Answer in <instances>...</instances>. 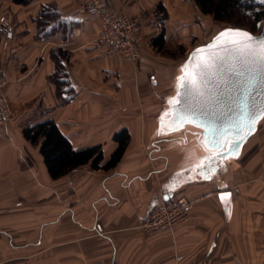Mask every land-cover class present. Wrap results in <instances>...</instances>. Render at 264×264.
I'll return each mask as SVG.
<instances>
[{
    "label": "crops",
    "instance_id": "0c3cea01",
    "mask_svg": "<svg viewBox=\"0 0 264 264\" xmlns=\"http://www.w3.org/2000/svg\"><path fill=\"white\" fill-rule=\"evenodd\" d=\"M104 1L142 19L138 66L105 54L97 42L99 21L79 0H0L6 30L0 71L14 112L0 139V264H26L27 249L34 264H176L179 256L180 264H264V140H258L264 118L237 155L217 157L203 130L165 117L189 54L217 35L191 49L209 16L191 0ZM47 7L56 15L43 24ZM162 32L169 48L189 50L186 59L158 52L153 40ZM69 94L72 100L62 103ZM46 121H54L75 150L101 147L105 162L118 148L117 133L126 130L131 139L115 169L88 165L53 180L40 146L23 134ZM59 182L68 197L60 240L57 216L26 224L30 207L41 211L44 193L55 198L57 211ZM210 192L217 195L198 202L173 232L140 229L164 200ZM48 240L62 243L65 252L43 255Z\"/></svg>",
    "mask_w": 264,
    "mask_h": 264
},
{
    "label": "water",
    "instance_id": "95a60500",
    "mask_svg": "<svg viewBox=\"0 0 264 264\" xmlns=\"http://www.w3.org/2000/svg\"><path fill=\"white\" fill-rule=\"evenodd\" d=\"M235 29L264 36V24L260 35L229 27L194 49L165 111L170 124L203 130L217 157L237 155L264 118L262 52L258 44L245 43L240 33L228 31Z\"/></svg>",
    "mask_w": 264,
    "mask_h": 264
},
{
    "label": "trees",
    "instance_id": "16d2710c",
    "mask_svg": "<svg viewBox=\"0 0 264 264\" xmlns=\"http://www.w3.org/2000/svg\"><path fill=\"white\" fill-rule=\"evenodd\" d=\"M15 4L28 5L33 0H13ZM195 2L204 15L211 16L214 21L229 25L234 28H241L253 32L260 23L264 22V7L258 0H191ZM163 6L158 10L162 12ZM241 13L247 14L252 18V23L240 17ZM54 9L47 7L43 10L39 22L45 24L50 22L48 18L54 17ZM55 18V17H54ZM167 18V15H164ZM247 28V29H246ZM45 31V30H44ZM153 46L170 59H175L171 54V49L167 46L164 32L153 40ZM180 49V56L184 54L183 48ZM62 72L59 68L55 78H61ZM69 93L72 90L67 89ZM72 100V95L63 99L62 103ZM24 137L35 146H40V152L44 159L49 176L53 180H59L75 170L90 165L94 171H111L122 161L130 143V134L124 130L117 133L114 141L118 143V148L112 154L110 160L105 162L101 147H93L84 150H75L70 140L61 132L54 121L38 123L24 129Z\"/></svg>",
    "mask_w": 264,
    "mask_h": 264
},
{
    "label": "built area",
    "instance_id": "2783aa9c",
    "mask_svg": "<svg viewBox=\"0 0 264 264\" xmlns=\"http://www.w3.org/2000/svg\"><path fill=\"white\" fill-rule=\"evenodd\" d=\"M80 7L88 15L97 17L99 21V36L97 42L103 46L108 56L120 57L134 66H138L143 58L144 36L142 19L129 17L113 9L104 0H79ZM4 19L0 20V33L5 34ZM0 71V139L7 125L13 120L14 112L5 92L6 82L2 80ZM210 192L195 199L178 198L164 200L156 206L149 218L140 228L149 234L173 232L177 226L188 219L196 204L216 196ZM183 258H176L180 264Z\"/></svg>",
    "mask_w": 264,
    "mask_h": 264
},
{
    "label": "rangeland",
    "instance_id": "374dc122",
    "mask_svg": "<svg viewBox=\"0 0 264 264\" xmlns=\"http://www.w3.org/2000/svg\"><path fill=\"white\" fill-rule=\"evenodd\" d=\"M258 2H260L263 7H264V0H258ZM158 9L156 10V13H158ZM240 17L243 18L244 20H246V22L248 24L252 23V18L249 17L247 14L245 13H241ZM209 22L208 24L203 28L202 30V35L201 37H197L196 39L193 40L192 42V47L191 49L195 48L196 46H199L201 44L206 43V41H208L212 36H214L215 34H218L221 30L225 29V28H229L231 26L229 25H225V24H221L218 23L216 21H214V19L209 16L206 18ZM263 24L264 22L260 23L259 26L257 27V29H255L252 33L256 34V35H260L263 29ZM253 25V23H252ZM234 28V27H233ZM247 29V28H246ZM249 31V30H248ZM171 46V54L176 57L175 59L179 58L182 59H186L189 50L183 46H174V45H170ZM179 48H183L184 50V54H182L180 56V49ZM180 53V54H179ZM182 57V58H181ZM258 140H264V129L262 130L261 136ZM63 182H59V186H58V190L59 192L61 190H64V188H66V185L63 184ZM65 191L60 192L59 197L57 198V203H58V208L57 211L53 212V207H54V199L55 198H49L48 196H46L48 193H44L43 196L41 197V199L43 200L42 202V208L41 211L38 212H33L32 207H30V210L26 212V224H44V223H48L49 220H54V216H57V220H58V224H61V227H59L57 233H56V237L57 239H63L64 235H65V226L64 224L66 223L65 217H64V205L67 204V198L65 196ZM47 200V201H46ZM70 200V198H69ZM35 209H37L36 207H38V201L35 200ZM52 211V212H51ZM141 229V228H140ZM74 236L76 237V234H74ZM75 249H79L77 245L74 246ZM32 249V248H31ZM33 250H26V264H34L33 257L30 258L29 253L31 254ZM41 252L43 253V255L45 254H49V253H62L65 252V246L62 243L59 244H55V243H50L49 240L43 244L42 246V250ZM56 262V261H54ZM42 263H48V261L46 262H42ZM51 263V262H50Z\"/></svg>",
    "mask_w": 264,
    "mask_h": 264
},
{
    "label": "snow or ice",
    "instance_id": "6c2138e0",
    "mask_svg": "<svg viewBox=\"0 0 264 264\" xmlns=\"http://www.w3.org/2000/svg\"><path fill=\"white\" fill-rule=\"evenodd\" d=\"M228 31L240 33L241 36L243 37V42H245V43L258 44L260 46V50L262 52L261 58L264 59V36L256 38V37H253L252 34H250L248 32H243L240 29L228 30ZM262 115H264V112H262ZM253 123H255V121H253ZM221 199L223 200V197H221Z\"/></svg>",
    "mask_w": 264,
    "mask_h": 264
},
{
    "label": "bare ground",
    "instance_id": "6f19581e",
    "mask_svg": "<svg viewBox=\"0 0 264 264\" xmlns=\"http://www.w3.org/2000/svg\"><path fill=\"white\" fill-rule=\"evenodd\" d=\"M191 130H195V128H193V127H189Z\"/></svg>",
    "mask_w": 264,
    "mask_h": 264
}]
</instances>
